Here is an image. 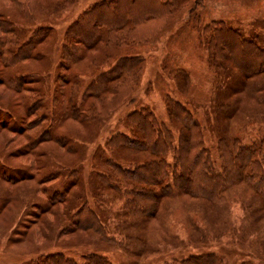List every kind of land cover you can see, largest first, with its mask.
I'll use <instances>...</instances> for the list:
<instances>
[{
	"label": "trees",
	"instance_id": "obj_1",
	"mask_svg": "<svg viewBox=\"0 0 264 264\" xmlns=\"http://www.w3.org/2000/svg\"><path fill=\"white\" fill-rule=\"evenodd\" d=\"M6 1L9 7L0 6V86L4 84L6 89H12L19 100L17 105L4 103L8 111L0 110V127L8 135L19 137L27 133V137L26 144L19 148L17 143L1 146L0 162L8 164L15 158L26 166H16L14 176L3 173L0 180H35L39 189L34 187L29 192L45 196L42 205L36 202V195L30 199L36 202L31 203L33 216H39L38 225L44 228L34 231L39 238L33 243L40 237L49 241L47 236L59 239L84 232L93 240L87 248H101L103 252L108 249L107 245L103 246L107 242L121 245L113 235L108 236L104 217L107 211L100 207L108 203L101 199L105 193L108 200L113 193L120 195L124 218L121 225L140 232L149 225L143 222L154 216L156 220L163 198L179 200L182 208L191 207L184 202L192 198L203 202L204 206H194L200 211L197 221L188 222L189 236L195 243L204 241L203 234L208 227H214L216 216L232 215L230 201L234 199L232 189L230 192L227 189L230 185L242 186L245 182L242 187L264 207V141L247 145L237 137H220L216 142L217 157L213 159L205 146L200 122L184 105L169 98L165 100L167 117L177 130L176 138L153 111L140 108L122 116L128 134L111 135L103 147H96L89 154L88 145L97 135L95 127L131 103L138 86L143 59L121 55V50L153 43L170 18L190 2L189 17L197 29L198 10L205 0H95L64 30L53 78L49 74V58L48 65L41 63L46 58L47 36L51 31L46 28L50 14L44 12L62 13L81 0ZM46 4L50 5L49 10L44 8ZM258 29L264 30V27L246 33L222 21H211L198 29L199 41L207 52L211 68L227 77L225 86L253 90L246 93L248 99H255L256 90L264 87L263 81L259 84L245 81L249 75L264 74V37L263 33L256 32ZM91 48L102 50L97 59L90 60L92 67L100 66L103 60L106 62L83 88V80L76 75L77 68L89 65L85 58ZM109 50L113 53L109 54ZM19 106L23 116L16 114ZM226 107V103L218 105L221 109ZM12 139L8 145L13 143ZM30 186L31 183L27 190ZM174 190L176 196L171 197ZM5 191L0 189V198ZM30 201L26 196L23 204L26 206ZM47 212L51 218L41 216ZM53 219L55 225L42 224ZM151 227L152 230L141 232L140 236H126L125 248L142 250L145 236L153 238L155 235L150 233L158 231L154 224ZM197 230L202 234L200 240L194 238ZM166 234L174 238L167 228L156 233L158 241ZM17 239L21 240V236ZM60 249L58 253L40 255L30 264H112L107 256L99 253L84 254L80 263L64 255V247ZM162 254L160 249H146L143 263L158 264ZM224 261L222 256L210 252L162 264H225ZM240 264L253 263L243 259Z\"/></svg>",
	"mask_w": 264,
	"mask_h": 264
},
{
	"label": "rangeland",
	"instance_id": "obj_2",
	"mask_svg": "<svg viewBox=\"0 0 264 264\" xmlns=\"http://www.w3.org/2000/svg\"><path fill=\"white\" fill-rule=\"evenodd\" d=\"M94 1L81 0L78 4L62 13L52 14L50 11L44 12L50 14L51 20H48L46 28L51 31L47 36L49 46L45 47L46 58L41 63H43V66L48 65L49 58L51 61L49 74L50 76L53 74L52 78L55 76V70H57V58L60 54L59 43H61L60 41L63 38L64 30ZM1 2L3 4H0V6L3 8L10 6V3L6 0H0ZM189 5L192 6L191 2L187 3L185 8L177 11L170 18L165 29L162 30V33L153 43L135 45L121 50V55L141 57L143 59L138 86L134 90L131 103L125 104L113 113L108 120L100 121L95 127L97 135L93 142L88 145L89 154H92L96 147H103L105 140L111 135L118 132L128 134L122 116L140 108H149L153 111L155 116L173 131L174 138H176L177 130L171 125L167 117L168 108L165 105L167 98L180 102L200 122L204 129L203 139L205 146L210 150L213 159L217 157L216 142L220 137H237L247 145L264 141V104L262 103L264 99H259L258 97H264V87L256 90L257 93L255 94L258 96L255 99H248L246 97L248 94L246 93L253 90L249 88H247L248 90L246 88L232 89L230 85L225 86L227 77L211 68L207 52L199 41V31L202 25L211 21H222L228 26L232 28L238 27L246 33H250L251 30L258 27H264V0H205L198 10L200 25H198L197 29L192 23L193 19L191 16L189 17ZM44 8L49 10L50 5L46 4ZM36 26H33L32 29ZM256 32L263 33L264 37V30L258 29ZM101 51L97 48L88 49L85 60L89 61V65L77 68L79 72L76 75L83 80V88L93 78H91V75L95 74L96 71H101L104 67L106 62L104 60L98 67L90 65V60L97 59L101 55ZM112 53L113 51L109 50V54ZM246 80L247 83L259 84V81H263L262 84H264V74L262 76L249 75ZM10 98H12L13 102ZM18 100L19 97L12 89H6L4 84L0 86V110L8 111L4 106H11V103L14 105ZM8 101V105L4 104ZM222 103H226L227 107L224 109L218 108V105ZM17 113L23 116L20 106ZM8 124L10 125L11 122ZM26 137L27 133L25 136L19 137L8 135L3 130V127H0V148L3 144L6 147H11L16 145L15 143L18 144L16 147L19 148L24 143L26 144ZM10 138H13V143L8 145ZM87 162L89 160L85 163ZM7 163L4 164L1 160L0 175L4 173L6 176H14V168L22 167L23 164L26 166L24 162L15 158ZM10 164L12 165L10 166ZM87 167L90 169V165H87ZM23 182L18 178L11 182L7 178L0 180V189L6 190V193L2 194L0 198V264H30L31 261H35L40 258V255L47 254V252L50 254L58 253L57 251L61 252L60 248L62 247H64V255L80 263L84 254L99 253L107 256L112 264H148L143 263L146 249H160L163 254L158 259V264H162L163 261L171 262V260L175 259H186L190 255L210 252H215L222 256L225 259V264H240L243 259H247L253 264H263L264 207L260 202H255L254 196L245 190L246 187H242L245 186V182L242 186L233 184L227 188L229 192L232 189L231 197L234 199L230 201L232 204V207H230L232 215L216 216L214 227H208L207 230L204 229L206 231L203 235L206 238L200 243L191 241L188 222L191 220L195 223L197 218H199L200 211L194 206H204L205 204L192 198L184 202L190 204L192 208L189 205H185L182 208L179 200L163 198L157 211L156 220L154 216L152 219L143 222L142 224L149 225H145L141 232L145 234L152 230L153 227L151 226L154 224L155 230H158L156 231L157 234L168 228L174 238L166 234L159 242V235L157 236L155 232H151L150 236H155L148 238L146 235L144 240L145 247L138 252L132 249L128 250L129 248H125L123 244L127 241L126 236H140L141 232L136 228L126 229L121 225V220L124 219L122 217L123 204L122 198L117 193L108 196L111 197L110 200L107 199V193L103 194L101 199L108 203L100 207L102 209L106 208L107 211V213H104V217L106 216L108 236L113 235L119 243L121 242V245H109V242H107L108 244L105 242L106 244H103V246L107 245L108 249L103 250V252H101V248H87L88 244L93 240L90 239V234L88 235L84 232L73 234L67 238L58 239L57 236L56 238L53 236L56 242L49 236L47 237L50 242L40 237L41 239L33 243L35 238H39L34 231L39 227L43 228V226L38 225L40 224V222H37L39 216L37 218L33 216L35 212H33L34 207L31 203L34 201H30V199H34L36 195V202L42 205L45 196L39 194V192L38 194L29 192L34 187L36 190L39 189L35 180L24 182L26 183L25 185ZM27 183H31L28 190L26 187L29 184L27 185ZM21 185L23 187L18 188ZM249 189L250 187H247V190ZM176 193L175 190L172 191L171 197L176 196ZM26 196H28L30 202L25 206L26 203H23ZM211 210H208V213L213 215ZM213 212L220 211L215 210ZM42 215H45L46 218L52 217L49 216L48 212ZM42 224L55 225L54 219L50 223ZM147 228L149 229L145 231ZM57 232L58 229L56 234ZM20 236L21 240L17 239ZM78 236H80V239L84 237L86 240L79 241ZM201 236L202 234L198 230L194 233V238L197 237L198 240H200ZM71 240H75V242ZM99 242L104 241L99 240ZM259 260L261 261L259 262Z\"/></svg>",
	"mask_w": 264,
	"mask_h": 264
}]
</instances>
